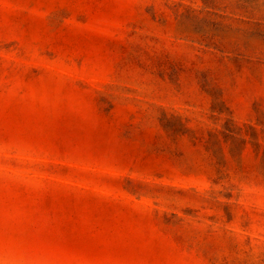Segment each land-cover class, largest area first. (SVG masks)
<instances>
[{"label": "rangeland", "instance_id": "obj_1", "mask_svg": "<svg viewBox=\"0 0 264 264\" xmlns=\"http://www.w3.org/2000/svg\"><path fill=\"white\" fill-rule=\"evenodd\" d=\"M0 264H264V0H0Z\"/></svg>", "mask_w": 264, "mask_h": 264}]
</instances>
